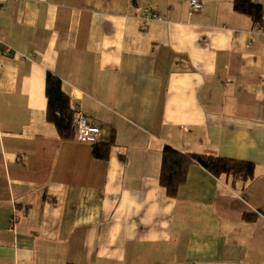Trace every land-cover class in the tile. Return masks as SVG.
Masks as SVG:
<instances>
[{"label": "crops", "instance_id": "obj_1", "mask_svg": "<svg viewBox=\"0 0 264 264\" xmlns=\"http://www.w3.org/2000/svg\"><path fill=\"white\" fill-rule=\"evenodd\" d=\"M189 1L0 0V264H264V17ZM48 73L106 159L47 121ZM165 146L254 176L192 164L169 197Z\"/></svg>", "mask_w": 264, "mask_h": 264}, {"label": "trees", "instance_id": "obj_2", "mask_svg": "<svg viewBox=\"0 0 264 264\" xmlns=\"http://www.w3.org/2000/svg\"><path fill=\"white\" fill-rule=\"evenodd\" d=\"M234 9L238 13L251 17L255 23L260 25L263 23L264 9L253 0H234ZM61 87V80L54 74L48 73L46 78L47 121L56 127L61 140H78L74 125L76 110L71 109L61 99ZM112 143V141L105 143L98 140L90 144L93 156L96 159H106ZM192 164L203 167L216 177L228 175L249 180L254 176L252 163L212 155L185 154L165 146L162 150L160 183L169 197L177 196L180 186L187 181L188 170ZM245 218L250 219L249 215H245Z\"/></svg>", "mask_w": 264, "mask_h": 264}, {"label": "built area", "instance_id": "obj_3", "mask_svg": "<svg viewBox=\"0 0 264 264\" xmlns=\"http://www.w3.org/2000/svg\"><path fill=\"white\" fill-rule=\"evenodd\" d=\"M203 3L200 0H190L189 7L193 13H198L203 10ZM143 20L145 22L158 21L160 20L159 15L151 10L146 9L143 13ZM256 28H260V24L256 23ZM4 54L6 56L18 57V53L10 46L4 44ZM25 57V56H24ZM74 125L77 129L78 140L82 143L92 144L96 143L101 135V129L91 123L88 117L84 115L80 107H77L74 117Z\"/></svg>", "mask_w": 264, "mask_h": 264}, {"label": "rangeland", "instance_id": "obj_4", "mask_svg": "<svg viewBox=\"0 0 264 264\" xmlns=\"http://www.w3.org/2000/svg\"><path fill=\"white\" fill-rule=\"evenodd\" d=\"M88 145H90V144H88Z\"/></svg>", "mask_w": 264, "mask_h": 264}]
</instances>
